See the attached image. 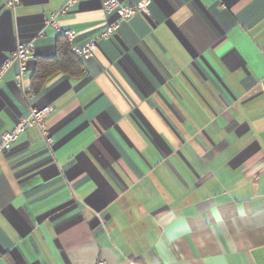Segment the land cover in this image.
<instances>
[{"label": "crops", "instance_id": "crops-1", "mask_svg": "<svg viewBox=\"0 0 264 264\" xmlns=\"http://www.w3.org/2000/svg\"><path fill=\"white\" fill-rule=\"evenodd\" d=\"M65 2L0 0V64L33 41L31 90L65 49L45 25ZM148 10L32 96L4 73L0 135L50 106L54 142L31 128L0 157V264H264V0ZM114 19L79 0L55 20L81 44Z\"/></svg>", "mask_w": 264, "mask_h": 264}, {"label": "built area", "instance_id": "built-area-1", "mask_svg": "<svg viewBox=\"0 0 264 264\" xmlns=\"http://www.w3.org/2000/svg\"><path fill=\"white\" fill-rule=\"evenodd\" d=\"M22 0H4V8L10 11L14 16ZM79 0H66L65 4L56 13L50 15L45 21L46 26L53 27L61 38L68 44L70 52L82 62L88 61L94 57L99 40H109L114 37L119 27L132 20L137 14H148L151 0H140L135 5H124L120 0H100L102 9L106 17L115 16L112 22L106 23L95 39H88L84 43H78L77 33L73 29L65 28L56 23V17L67 13L74 7ZM34 51V42H17L13 53L0 64V85L4 73L13 65L16 66L15 84L22 94L34 95L30 87L25 85V78L28 71V61L32 58ZM53 108L46 106L40 109L30 107L28 113L22 116L15 126L9 132L0 135V157L7 153L18 137L31 128H36L45 147L52 154L51 145L54 142L52 136L48 134L49 129L46 125V119L52 114ZM53 155V154H52ZM96 264H105L98 260Z\"/></svg>", "mask_w": 264, "mask_h": 264}, {"label": "trees", "instance_id": "trees-1", "mask_svg": "<svg viewBox=\"0 0 264 264\" xmlns=\"http://www.w3.org/2000/svg\"><path fill=\"white\" fill-rule=\"evenodd\" d=\"M66 43V42H65ZM76 70L75 72L72 69ZM69 69V72L78 74L82 71L80 61L70 52L69 46L66 43L65 49L58 58L55 60H46L39 63L36 71L32 77V90L35 93L39 90L44 80L50 76V74L58 70Z\"/></svg>", "mask_w": 264, "mask_h": 264}]
</instances>
